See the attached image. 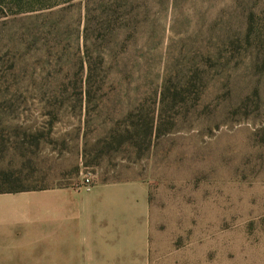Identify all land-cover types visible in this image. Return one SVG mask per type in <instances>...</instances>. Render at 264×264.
<instances>
[{"label":"rangeland","instance_id":"374dc122","mask_svg":"<svg viewBox=\"0 0 264 264\" xmlns=\"http://www.w3.org/2000/svg\"><path fill=\"white\" fill-rule=\"evenodd\" d=\"M0 168L110 264H264V0H0Z\"/></svg>","mask_w":264,"mask_h":264},{"label":"crops","instance_id":"0c3cea01","mask_svg":"<svg viewBox=\"0 0 264 264\" xmlns=\"http://www.w3.org/2000/svg\"><path fill=\"white\" fill-rule=\"evenodd\" d=\"M87 194L73 184L0 193V212L8 215L0 219V264H27L17 255L24 246L43 253L41 260L48 261L44 264H79L83 251L94 253L86 257L95 259L94 264H110L114 255L97 249L95 236L82 226V207L85 212L90 209ZM9 212L15 213L12 219Z\"/></svg>","mask_w":264,"mask_h":264},{"label":"trees","instance_id":"16d2710c","mask_svg":"<svg viewBox=\"0 0 264 264\" xmlns=\"http://www.w3.org/2000/svg\"><path fill=\"white\" fill-rule=\"evenodd\" d=\"M21 172L22 170L0 168V193L40 190L46 188L44 186L26 184L25 181L33 180V171L27 172L24 177H21Z\"/></svg>","mask_w":264,"mask_h":264},{"label":"built area","instance_id":"2783aa9c","mask_svg":"<svg viewBox=\"0 0 264 264\" xmlns=\"http://www.w3.org/2000/svg\"><path fill=\"white\" fill-rule=\"evenodd\" d=\"M84 182H85V184H84V189L86 190V191H89L90 190V188H91V186H90V184H89V179L88 178H85L84 179Z\"/></svg>","mask_w":264,"mask_h":264}]
</instances>
